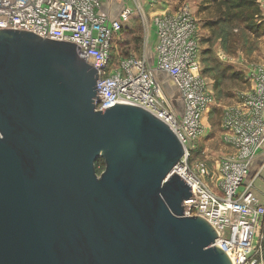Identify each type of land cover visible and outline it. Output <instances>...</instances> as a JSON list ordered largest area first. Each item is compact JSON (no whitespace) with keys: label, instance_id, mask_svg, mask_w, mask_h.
I'll return each mask as SVG.
<instances>
[{"label":"water","instance_id":"95a60500","mask_svg":"<svg viewBox=\"0 0 264 264\" xmlns=\"http://www.w3.org/2000/svg\"><path fill=\"white\" fill-rule=\"evenodd\" d=\"M97 79L75 43L0 29V264H232L184 214L175 133L136 105L96 110Z\"/></svg>","mask_w":264,"mask_h":264},{"label":"built area","instance_id":"2783aa9c","mask_svg":"<svg viewBox=\"0 0 264 264\" xmlns=\"http://www.w3.org/2000/svg\"><path fill=\"white\" fill-rule=\"evenodd\" d=\"M103 3L0 0V29L75 43L98 71L96 110L111 102L132 104L167 123L184 148L172 172L191 185L184 214L201 216L213 226L217 237L211 246L220 245L232 264H264V203L248 181L250 167L264 156V63L252 68L254 87L245 96L246 110L227 113L235 151L221 158L219 184L210 188L203 179L209 175L207 166L192 160L205 128L203 115L213 104L201 75L200 36L192 12L182 5L175 13L155 16L152 52L144 47L140 57L113 63L112 41L131 12L125 7L111 19Z\"/></svg>","mask_w":264,"mask_h":264},{"label":"rangeland","instance_id":"374dc122","mask_svg":"<svg viewBox=\"0 0 264 264\" xmlns=\"http://www.w3.org/2000/svg\"><path fill=\"white\" fill-rule=\"evenodd\" d=\"M169 1L171 11L167 12L157 10L158 7L149 0L127 1L131 14L112 41L110 62L116 63L119 58L132 55L140 57L144 47L151 53L155 41L152 28L155 16L175 13L182 5L189 7L199 30L201 75L213 96V104L202 118L205 128L196 141L192 160L207 166L209 175L203 179L210 188L216 189L221 178L220 160L235 151L227 113L242 109L246 94L254 87L252 68L264 63V29L213 23L217 17L203 9L205 0ZM258 1L263 9L264 0ZM263 18L255 23L264 24ZM167 83L169 80L166 79L163 84ZM254 184L264 189V170L254 175L253 187Z\"/></svg>","mask_w":264,"mask_h":264},{"label":"trees","instance_id":"16d2710c","mask_svg":"<svg viewBox=\"0 0 264 264\" xmlns=\"http://www.w3.org/2000/svg\"><path fill=\"white\" fill-rule=\"evenodd\" d=\"M203 9L216 16L213 23H226L229 25H242L246 29H264V24L257 20L262 19V11L258 0H205ZM262 21V20H261ZM104 168L102 159L96 162L97 173Z\"/></svg>","mask_w":264,"mask_h":264},{"label":"crops","instance_id":"0c3cea01","mask_svg":"<svg viewBox=\"0 0 264 264\" xmlns=\"http://www.w3.org/2000/svg\"><path fill=\"white\" fill-rule=\"evenodd\" d=\"M138 1V0H137ZM103 4L104 7L106 9V11L108 12L109 16L111 19H116L118 18L121 10H123V8L128 7L127 3L128 2H122V1H118V0H103ZM154 6H157V10H159L160 12H167V11H171V2L169 0H155L154 2ZM262 16L264 17V8L262 9ZM131 14V13H130ZM130 16V15H129ZM129 18V17H128ZM127 18V19H128ZM264 19V18H263ZM153 24H152V28H153ZM264 153V151H263ZM259 159L255 164H253L250 167V174L248 176V181L254 178V173H257L258 171H263L264 170V156H260ZM254 193L259 197L260 201L264 203V189H260L257 188L254 184V187L252 186Z\"/></svg>","mask_w":264,"mask_h":264}]
</instances>
